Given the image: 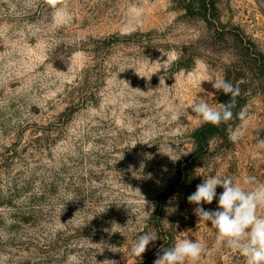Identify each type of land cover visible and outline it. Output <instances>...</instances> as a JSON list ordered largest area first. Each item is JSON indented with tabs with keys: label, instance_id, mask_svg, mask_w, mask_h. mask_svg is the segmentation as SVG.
<instances>
[{
	"label": "rangeland",
	"instance_id": "374dc122",
	"mask_svg": "<svg viewBox=\"0 0 264 264\" xmlns=\"http://www.w3.org/2000/svg\"><path fill=\"white\" fill-rule=\"evenodd\" d=\"M207 79L239 87L246 121L196 160L190 106L222 103ZM261 139L264 0H0V264H153L182 232L196 264H245L187 197L264 184ZM142 231L158 239L136 257Z\"/></svg>",
	"mask_w": 264,
	"mask_h": 264
},
{
	"label": "clouds",
	"instance_id": "9594fccd",
	"mask_svg": "<svg viewBox=\"0 0 264 264\" xmlns=\"http://www.w3.org/2000/svg\"><path fill=\"white\" fill-rule=\"evenodd\" d=\"M129 14L132 20H138L143 15V9L133 6L129 9ZM65 19H68L67 13ZM202 81L212 82L213 88L230 96V100L221 103L218 108H213L205 99L200 98L199 102L190 106L192 112L202 123L214 126L227 124L233 119L232 108L235 105V98L240 95L239 87H235L225 79L201 80L200 84ZM237 116L242 121H246L245 110L242 109ZM229 139L236 142L238 136L232 133ZM257 143L259 148H264V139L258 140ZM254 156L258 157L260 153L257 152ZM253 183H256V186L246 190L245 186ZM218 186L223 188V192L218 197V208L206 210L203 204H212L217 197ZM187 200L196 205L193 211L199 221L210 222L211 228L216 230L218 246L239 253L245 259V264H264V215L258 214L260 210H264V184L256 182L255 177L246 176L241 183H234L231 177L209 176L196 186L195 192L190 194ZM167 211L171 213L173 209ZM150 214L152 213L146 212L145 219L149 218ZM114 225L116 224H113L112 231L117 232L114 230ZM142 233L138 235L136 243L131 248L132 254L136 257H141L149 244L158 239V235L154 232L142 231ZM111 250L114 251L113 248ZM205 251V246L201 242L190 239L187 232H182L173 246L163 249L162 255L157 253L153 264H196ZM103 264H116V262L105 260Z\"/></svg>",
	"mask_w": 264,
	"mask_h": 264
},
{
	"label": "trees",
	"instance_id": "16d2710c",
	"mask_svg": "<svg viewBox=\"0 0 264 264\" xmlns=\"http://www.w3.org/2000/svg\"><path fill=\"white\" fill-rule=\"evenodd\" d=\"M214 7V6H213ZM208 5L206 1H203V5L201 10V15H203V10L207 11ZM205 13V12H204ZM221 100L222 103H227L230 100V96L224 94L222 92L221 94ZM243 105V95L242 91L240 90V95L235 98V105L232 108L233 111V119L229 121L227 124L222 123L219 126H214L211 124L205 123L202 125L200 128H198L194 134H193V139L195 143V150H194V157L197 159H201L204 157L208 152L210 148V142L212 139L215 137L219 136H224L228 133L231 127H233L237 121L239 120V117L237 114L239 113L238 110L242 107ZM196 160H194L196 162ZM183 171L180 169L179 170V175L182 177ZM184 180H187V177H183Z\"/></svg>",
	"mask_w": 264,
	"mask_h": 264
}]
</instances>
